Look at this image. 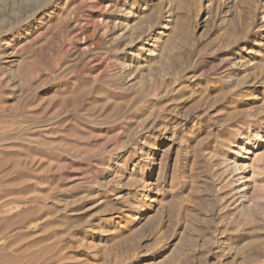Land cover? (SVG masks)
<instances>
[{"label": "rangeland", "instance_id": "rangeland-1", "mask_svg": "<svg viewBox=\"0 0 264 264\" xmlns=\"http://www.w3.org/2000/svg\"><path fill=\"white\" fill-rule=\"evenodd\" d=\"M0 264H264V0H0Z\"/></svg>", "mask_w": 264, "mask_h": 264}, {"label": "bare ground", "instance_id": "bare-ground-1", "mask_svg": "<svg viewBox=\"0 0 264 264\" xmlns=\"http://www.w3.org/2000/svg\"><path fill=\"white\" fill-rule=\"evenodd\" d=\"M240 149V148H239ZM243 149V148H242Z\"/></svg>", "mask_w": 264, "mask_h": 264}]
</instances>
